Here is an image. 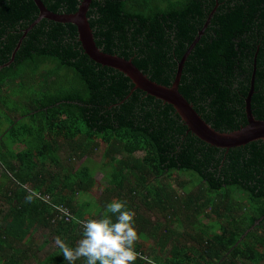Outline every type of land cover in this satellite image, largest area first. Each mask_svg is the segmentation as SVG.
I'll return each instance as SVG.
<instances>
[{
	"label": "trees",
	"instance_id": "1",
	"mask_svg": "<svg viewBox=\"0 0 264 264\" xmlns=\"http://www.w3.org/2000/svg\"><path fill=\"white\" fill-rule=\"evenodd\" d=\"M40 1L65 15L84 0ZM39 13L34 0H0V65ZM86 18L103 52L165 86L179 75L215 130L247 125L249 93L264 121V0H89ZM114 200L135 213L136 264H264V138L203 140L87 55L75 24L42 17L0 69V264H68L55 237L75 247L76 221Z\"/></svg>",
	"mask_w": 264,
	"mask_h": 264
},
{
	"label": "water",
	"instance_id": "2",
	"mask_svg": "<svg viewBox=\"0 0 264 264\" xmlns=\"http://www.w3.org/2000/svg\"><path fill=\"white\" fill-rule=\"evenodd\" d=\"M39 8L38 18L31 23L20 37L16 48L13 51L11 59L0 65L2 67L8 66L14 53L20 45V41L25 33L30 29L40 18L49 17L61 21H66L75 24L78 30L79 39L82 43L87 55H89L96 62L102 65L110 66L123 72L134 83L135 86L146 91L152 96L163 99L167 103L171 104L176 112L182 117L189 128L203 140L221 147L239 146L248 141L264 138V121L254 119L250 110V93L247 97V120L246 126H242L236 130L229 132H219L211 127L205 120H203L198 113L192 108L191 104L179 93L178 80L179 75L172 81L170 86H165L155 81L150 80L144 75L130 59L118 56L116 54H110L103 52L95 45L91 28L86 18V11L89 0H84L79 6L78 11L71 14H58L50 10H47L40 0H34ZM194 43V42H193ZM253 83V80H252ZM252 88V87H251Z\"/></svg>",
	"mask_w": 264,
	"mask_h": 264
},
{
	"label": "clouds",
	"instance_id": "3",
	"mask_svg": "<svg viewBox=\"0 0 264 264\" xmlns=\"http://www.w3.org/2000/svg\"><path fill=\"white\" fill-rule=\"evenodd\" d=\"M25 199L31 202L32 195ZM134 215L125 202L114 200L99 218L76 221L82 226V234L75 247L69 246L59 236L55 237L54 243L68 264H75L81 258L85 264H136L140 254L135 249L139 235Z\"/></svg>",
	"mask_w": 264,
	"mask_h": 264
},
{
	"label": "crops",
	"instance_id": "4",
	"mask_svg": "<svg viewBox=\"0 0 264 264\" xmlns=\"http://www.w3.org/2000/svg\"><path fill=\"white\" fill-rule=\"evenodd\" d=\"M45 233H47V231L44 229H41L38 232L33 233L32 236L29 237V240L32 239L31 241H29L30 245L32 247V250H31L32 252H34L33 249H34L35 245L38 244L39 237H42Z\"/></svg>",
	"mask_w": 264,
	"mask_h": 264
},
{
	"label": "built area",
	"instance_id": "5",
	"mask_svg": "<svg viewBox=\"0 0 264 264\" xmlns=\"http://www.w3.org/2000/svg\"><path fill=\"white\" fill-rule=\"evenodd\" d=\"M61 215L64 218L65 221H69L71 219V216L67 209L61 207L60 209Z\"/></svg>",
	"mask_w": 264,
	"mask_h": 264
},
{
	"label": "rangeland",
	"instance_id": "6",
	"mask_svg": "<svg viewBox=\"0 0 264 264\" xmlns=\"http://www.w3.org/2000/svg\"><path fill=\"white\" fill-rule=\"evenodd\" d=\"M15 54V53H14ZM101 174V172H98L97 175L99 176ZM93 196V194L91 195ZM46 236V233L42 236V237H39V241H41L44 237Z\"/></svg>",
	"mask_w": 264,
	"mask_h": 264
}]
</instances>
